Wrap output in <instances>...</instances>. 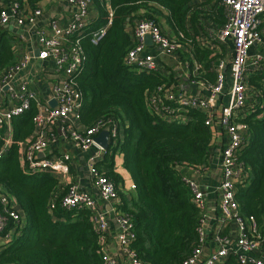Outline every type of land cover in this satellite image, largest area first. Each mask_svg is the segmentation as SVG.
Listing matches in <instances>:
<instances>
[{"label":"trees","instance_id":"obj_1","mask_svg":"<svg viewBox=\"0 0 264 264\" xmlns=\"http://www.w3.org/2000/svg\"><path fill=\"white\" fill-rule=\"evenodd\" d=\"M41 1L25 0L24 4L33 10ZM196 1L93 0L92 19L80 36L86 59L74 79L82 94L81 122L88 127L111 119L124 131L123 139L110 144L97 167L115 182L120 197L117 209L130 219L136 234L131 246L144 264H182L198 246L202 212L192 200L180 167L208 168L213 134L202 110L189 109L184 121L157 113L153 98L173 78L126 63L135 44L129 28L140 19L159 23L166 10L175 36L182 32L186 39L188 22L195 25L200 13L196 6L201 4ZM222 1L216 0L213 9ZM102 27H106L105 35L92 43V32ZM12 40L6 30L1 33L0 70L14 61ZM183 59L191 68L194 60L199 63V79L216 81L218 58L211 48L194 44ZM247 84L251 102L235 119L247 126L238 156L243 173L236 182L235 199L240 215L253 216L264 233V67L249 70ZM35 111L16 120L15 141L0 159V187L16 199L24 213L18 225L10 222L5 231L15 230L0 244V264H102L93 212L62 205L70 184L50 172L29 173L21 166L18 141L32 133ZM117 154L123 157L135 193L118 187ZM0 235L5 237V233ZM220 264H238V260L230 254Z\"/></svg>","mask_w":264,"mask_h":264},{"label":"built area","instance_id":"obj_2","mask_svg":"<svg viewBox=\"0 0 264 264\" xmlns=\"http://www.w3.org/2000/svg\"><path fill=\"white\" fill-rule=\"evenodd\" d=\"M67 1L75 11L67 23L52 22L49 26L36 27V46L39 53L22 51L16 60L0 70V159H2L12 144L11 122L16 116L32 110L37 112L32 120L35 124L34 137L29 142L24 155L29 173L61 172L65 183L70 184L68 193L64 196L62 205L71 209L75 207L88 208L94 211L96 205L93 198L78 188L71 181L68 170L69 154H63L57 159L39 157L46 155L50 142L55 139V134L50 131L51 124H58V134L68 139L82 150L92 147L102 150L103 147L96 142L99 133L108 129L116 139L117 124L109 120H98L95 124L83 130L73 125L70 119L75 109L82 105V94L76 88L74 76L83 67L86 59L81 46L80 36L92 19L93 0H61ZM5 5L0 4V24L6 25L15 21L19 25H36L37 17L42 10L38 7L30 10L24 0H6ZM224 12V25L216 34L220 41L231 39L233 42V58L230 63L231 87L228 92V104L222 117L217 116L220 97L223 95L228 82L227 63L224 59L217 62V78L214 83H207L209 94L207 96L177 95L170 89L160 87L153 104L157 113L177 121L178 115L185 114L189 109H199L206 114L205 124L212 128L217 119L225 128L229 137L228 143L221 153V181L219 189L222 199L219 205L217 222L220 227L234 226L237 229L236 246L231 244V236L216 232L213 236V248L206 253L209 239L210 218L204 212L206 206V193L202 184L194 177L183 175V180L190 189L194 204L201 210L202 217L198 227L199 243L182 264H220L230 254L237 257L238 264H264V258L258 257V251L264 243V233H261L256 219L253 216L243 218L240 215L239 203L235 199L236 182L241 178L243 169L238 161L241 146L245 141L246 124L236 121L237 113L251 102L247 84V72L251 69L264 67L261 57L249 65L250 49L263 43L262 29L264 17V0H223L221 3ZM106 33V27L92 32L91 42L97 44ZM135 38L134 46L126 56V63L135 65L140 71L158 72V63L155 55L146 51V37L149 35L153 44L160 47L161 53L172 56L183 47L186 40L182 32L178 36H171L159 23L149 19H140L133 28ZM184 40V41H183ZM34 59L52 60L56 72L63 78L55 85L51 99L56 105L43 101L41 96L32 89L28 83L23 82L19 89L13 86L18 73L25 69ZM262 61V62H261ZM189 66L188 62L185 63ZM194 79L200 75L199 66L193 68ZM199 73V75H198ZM174 103V105L167 104ZM188 109L187 111H182ZM110 135V136H111ZM100 158L92 157L89 163V173L95 182L100 196L105 201H116L119 194L115 182L97 166ZM208 168L204 169L207 170ZM201 170V169H199ZM135 188V185L132 186ZM0 234L5 233V239L12 237L14 228L5 232L9 223L18 225L21 222V213L14 208L8 197L0 196ZM116 219L120 225L118 242L121 250L129 259L130 264H144L138 259L131 244L136 239L135 232L131 229L128 216L118 209ZM96 230L102 246V264H116L114 257L103 247V241L108 230L104 215L96 217Z\"/></svg>","mask_w":264,"mask_h":264},{"label":"crops","instance_id":"obj_3","mask_svg":"<svg viewBox=\"0 0 264 264\" xmlns=\"http://www.w3.org/2000/svg\"><path fill=\"white\" fill-rule=\"evenodd\" d=\"M206 1L207 0L196 1L197 3L201 4L200 6H196L200 11V13L198 14V18L196 19L197 22L195 25H193L191 21L188 22L187 27L190 35L188 38H186V41L183 42V47L178 52H176L172 56L164 55L161 53L160 47L156 46L153 43L147 44L146 51L155 55L159 68L158 72L166 77L173 78L171 79L172 82L168 86V89L172 90L177 95L182 94L186 96H207L209 94L207 84L209 82L204 79H194L193 77V68L199 66V71L201 69L199 63L194 60L193 67L191 68L190 66H186L185 64V61L188 60L183 59V54L189 53L190 46L192 47L194 44H196L209 47L213 50L214 55L217 56V62L218 60L224 59L228 66L226 70L228 82L223 95L220 97L216 112L218 118L220 119L229 101L228 92L231 87L230 63L232 62L233 58V42L231 39H228L227 41H220L216 35L223 27L225 21L222 5L220 4L221 8L217 6L216 9H213L216 0H211L209 3H206ZM6 3V0H0L1 5H5ZM39 8L42 10L43 14L37 17V22L34 26L29 24L19 25L15 21H12L6 25L0 24V37L1 33L5 30L13 36V40L11 43L14 54V61L22 51H34L36 53V51L38 50L36 46L37 36L35 32L37 26H49L54 21L67 23L71 19L72 14L75 11V7H73L67 1L61 0H42L39 3ZM164 12L165 14L160 19L159 24L171 36H175L174 31L167 19L168 11L164 10ZM262 29L264 34V17ZM129 30L134 36L133 28H129ZM260 57L264 59V40L263 43L256 44L250 49V57L248 61L249 65L252 66L254 61L259 59ZM62 78L63 75L56 72L55 63L52 60L34 59L25 69L21 70L18 73L13 82V86L19 89L22 83L26 82L32 89L37 91L43 101H47L54 106L56 105V103L52 104L53 102H55L53 99H51L52 92L55 85L58 84ZM249 95L252 96L251 93ZM34 109L36 110L35 107ZM187 110L188 109H183L182 111ZM36 112L37 110L34 112V114ZM80 113V109H75L71 113L70 119L74 126H76L80 130H83L86 128V126L81 122ZM20 116L14 117L11 122L12 141L14 140L13 134L15 122ZM176 119L181 121L187 120V113L178 115ZM32 124V133L23 138V140L20 139L18 141V143L20 144L19 160L25 172H27V164L23 154H25L29 142L34 137L35 124L33 120ZM49 128L56 137L50 142V147L46 155H39V157H46L54 160L61 157L63 154L70 155L71 159L69 160L67 165L71 181L75 183L80 190L88 193L95 201L96 207L94 211H92L93 215H95L96 217L104 215V217L106 218L108 230L102 243L103 247L109 252V254L114 257L116 264H130L129 259L122 252L120 244L118 242L120 225L116 219V211L120 203V197L118 200L112 202L103 200L100 196V192L95 182L93 181L89 173V163L91 161V158H100L99 160H97V163L103 161L106 157L107 149L103 148L102 150H100L96 147H92L87 151L82 150L77 145L58 134V124H51ZM210 129L213 134V141L210 165L208 169L199 170L188 167H180L181 173L188 177L196 178L202 184L203 189L206 193V206L204 212L210 218V221H208V223H210V236L208 239V246L206 247L205 251L206 253H209L210 247L213 248L212 235H214L216 232H220V234L222 235H226L229 233V235L231 236V244L234 247L236 246L237 236L236 227H220V223L217 222L219 205L222 199L221 190L219 189L221 181V151L228 143L229 137L226 133L225 128L220 124L218 119L214 127ZM112 137L113 135L109 137L110 144L113 142ZM123 137L124 131L117 125L116 139L114 140L116 141L117 138L123 139ZM115 171L121 177V181L118 184L119 189L125 193H135L134 189L132 188V186L134 185L132 178L130 176V173L124 168L123 157L121 154H117L115 157ZM50 173L57 175L65 183L64 176L61 172ZM1 195L8 197L11 205L16 208L23 217L24 213L16 199L11 195H7L0 187V196ZM5 241V237L0 235V244L4 243ZM258 257L264 258V243L258 251Z\"/></svg>","mask_w":264,"mask_h":264},{"label":"water","instance_id":"obj_4","mask_svg":"<svg viewBox=\"0 0 264 264\" xmlns=\"http://www.w3.org/2000/svg\"><path fill=\"white\" fill-rule=\"evenodd\" d=\"M145 41H146L147 44L153 43V41H152V39H151V37L149 35L146 37V40ZM36 53L38 54L39 51L37 50ZM52 104H55V102H53ZM110 135H111L110 131L107 130V129H104L95 138L96 139V142L98 144H100L104 149H108L109 146H110V142H109Z\"/></svg>","mask_w":264,"mask_h":264}]
</instances>
